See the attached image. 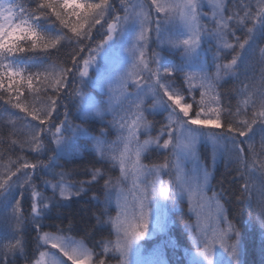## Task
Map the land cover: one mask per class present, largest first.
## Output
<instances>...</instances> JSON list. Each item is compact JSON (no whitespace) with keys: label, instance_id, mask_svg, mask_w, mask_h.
<instances>
[{"label":"snow or ice","instance_id":"6c2138e0","mask_svg":"<svg viewBox=\"0 0 264 264\" xmlns=\"http://www.w3.org/2000/svg\"><path fill=\"white\" fill-rule=\"evenodd\" d=\"M28 2L35 3V8L17 0H0V67L7 69L0 72V88L5 75L10 78V91L13 84L26 83L29 89H33V78L40 82L41 89H33L36 93L33 101L39 99L41 90L46 96V99L39 100V107L26 106L19 96L16 103L11 100L9 103L25 114L22 119L28 131L27 139L20 144L21 150L27 145V151L38 156L48 152L54 155L48 157L47 163L41 159L29 162L21 157L18 162H10L15 164V171L9 167L7 179H0V219L9 222L11 228L8 234L0 237V264H9V260L14 262L17 255H26L22 199H30L32 223L39 232L41 221L47 218L50 207H61L63 201L80 196L85 191L84 184L101 179L104 181V200L97 202L105 209L103 215L113 203L119 209L115 217L109 216L106 221L115 230L116 239L102 241L100 252L94 253L82 241L59 234L62 230L43 232L37 237L42 242V245L37 244V251L46 245L56 251H39L34 264H68V261L72 264H106L109 257L116 258L118 264H166L156 253L148 258L142 257L139 249V241L150 235V224L153 231L162 230L164 200L175 206L185 194L189 199L195 194L205 202L215 203L217 221L226 222L221 197L216 193L211 198L206 195L209 172L200 157L201 144L211 145L213 160L218 155L231 156L243 181V198H249L252 180L257 172L260 174L259 217L264 224V69L259 81H253L248 75L249 59L256 53L258 42L264 40V0H233L231 14H226V0H119L122 16L110 0ZM205 3L211 8L210 15L202 11ZM153 9L155 17L152 16ZM205 16H208L211 28L201 22ZM13 20L19 22L13 23ZM56 21L59 30L47 27ZM96 25H106L104 38L90 49L87 59L81 57L82 67L76 64L75 55L72 68L48 62L49 48H56L62 42L70 46L74 38L77 43L91 39L90 30ZM84 28L89 31H82ZM63 29H68L74 36ZM237 32L242 33L243 39ZM204 38L210 43L215 42L214 59L219 62L215 64L214 74H209L203 67ZM21 42L27 43L28 47L22 46ZM150 43H155L158 48L178 51L182 56L181 63H170L159 52L149 54ZM38 50L43 56L38 63L20 67L24 62L18 53H37ZM101 55L105 60L103 67L98 66L96 59ZM228 56L231 58L226 60ZM259 58L264 65V48L259 49ZM4 61L9 64L5 65ZM193 65H199L201 72H189L188 68ZM29 68L36 71L25 78L21 73ZM90 71L92 75H89ZM17 76L20 77L18 81ZM69 77L72 80L78 77L80 84L71 92L68 91L71 87ZM176 77L186 88L178 90ZM227 78L235 79L241 85L237 94L243 98L235 111L231 106L224 107L218 90L221 81ZM194 81L198 83L194 84ZM130 85L135 89L133 92L128 91ZM88 87H106L107 102L97 104L84 91ZM48 89L52 90L51 95H48ZM197 91L199 100L194 95ZM185 92L191 98L190 102L186 100ZM61 94L78 98L77 114L81 118L103 120L105 115H111L108 126L117 131V139L108 141L104 130L99 136L90 135L86 129L69 121L67 111L60 120L57 107ZM149 96L152 103L145 106V98ZM157 111L167 113L166 122L159 129H155L145 114L153 115ZM33 121L39 123L33 124ZM46 124L47 128L42 127ZM210 126L223 131L208 130ZM153 131L157 133L155 136ZM142 134L146 136L144 140L140 139ZM257 135L260 137L259 151L255 146ZM79 136H87L92 141L99 160L118 168L119 177L113 179L101 169H95L91 181H83L77 186L66 181L67 174L63 171L55 172L57 167H62L59 160L70 155L67 145L72 144L74 151H79V147H75V138ZM240 137L248 138L245 141L248 157L240 146ZM45 141L49 145L54 143L55 148L48 147ZM16 143L12 141V144ZM155 151H167L176 158L174 174L167 182L161 178V173L166 169L172 171L168 159L151 166L143 163L146 154ZM181 159L191 161L194 183L183 171ZM37 170L54 178L59 176L55 183L43 181L52 189V197L38 190L33 178ZM17 173H21L23 179L17 177L9 183ZM129 179L133 189L139 192L134 206L129 204L123 186ZM57 196L62 199L57 200ZM191 241L198 251L191 254L189 264H242L239 233L230 222L226 228L214 229L211 236L201 231L199 235L191 236ZM217 244L222 251L217 250Z\"/></svg>","mask_w":264,"mask_h":264},{"label":"trees","instance_id":"16d2710c","mask_svg":"<svg viewBox=\"0 0 264 264\" xmlns=\"http://www.w3.org/2000/svg\"><path fill=\"white\" fill-rule=\"evenodd\" d=\"M17 2L24 3L26 6L35 8V3H29L28 0H17ZM110 2L116 4L117 11L120 15L123 12L120 9L119 0H110ZM233 0H226V14H231ZM153 17H155L152 14ZM72 22H75V17H72ZM50 20L54 21L55 17H50ZM59 22L49 23L47 27L49 29L56 31L58 29ZM103 24V22H102ZM63 31L69 35H73L68 29H63ZM82 31H89L88 28H84ZM106 31V25H96L95 28L90 30L91 39H84L82 42L77 43L74 38L71 45L68 46L64 42L61 45H57L56 48H49L48 53L50 55L47 57L49 63L56 64L64 68H72V57L75 55V62L77 65L82 67V59H87L89 57L90 49H94L103 38ZM238 35H243L237 32ZM155 37L153 36V40ZM22 46L28 47L27 43L21 42ZM82 48L83 51H77V49ZM264 48V40L258 42L256 53L249 59L248 75L253 81H259L261 76V71L264 69V65L260 63L259 49ZM212 50H215L212 48ZM157 52V46L155 43H150L149 54L151 52ZM23 60L24 67L30 64H36L40 59L43 58L37 53L25 52L18 53ZM172 59L177 61V55L173 57L169 55ZM231 57H226L230 59ZM226 62V61H225ZM4 63H9L4 61ZM154 67V65H152ZM36 71L35 68H29L28 70L21 73L25 78L30 72ZM0 72H2L0 67ZM89 75H92L90 71ZM9 76L5 75L3 77V87L0 88V179H7L8 168L11 167L15 171V164L10 162H18L19 158H26L29 162H35L37 159L44 160L47 163L48 157L54 155L52 152H48L46 155H37L34 152L27 151V145L22 151L20 144L27 139V127L25 121L22 119L25 114L19 109L11 107L9 100L12 103L17 102V97L19 100L25 102L26 106L39 107V100L46 99L44 92L41 90L39 92V99L33 101V96L36 93L33 89H41V84L35 78H33V89H29L26 83L23 84H13L11 91L9 90ZM18 81L19 76L15 77ZM44 79L43 76L40 78ZM71 80V87L68 89L69 92L73 88H79L78 77L76 80ZM176 84L178 85V90L186 88L182 80L179 77L175 78ZM247 82V81H246ZM241 85L232 78H227L226 81H221V87H219V92L221 93V102L224 107H229L235 111L239 101L243 98L237 94V89ZM84 91L87 94H92L96 99H101L102 95L93 87L85 88ZM52 94V90L48 89V95ZM187 101L190 102L188 93H184ZM79 104L78 98L75 97H65L61 94V99L58 101L57 113H59V119H64V112L67 111L68 119L73 125H79L86 129L87 132L92 136H99L101 130L107 133L106 137H111L112 128L108 126L107 121L104 119H88L81 118L77 114V105ZM64 105L67 106L65 109ZM250 115V113H249ZM148 120L152 121L155 129L166 122L167 113L158 111L153 115H147ZM56 113L53 114V119L55 120ZM244 118V117H240ZM31 120V117H28ZM59 123V121H56ZM33 124H38V121H33ZM42 127L47 128L48 125H42ZM223 131L222 128L216 129V132ZM156 131L152 132L155 136ZM65 135H70L66 133ZM247 137H240V146L244 149L245 157L249 156ZM12 141H17L14 145ZM76 145L79 147V151L72 154L70 157H65L59 160V164L62 167H57L55 169L56 173L63 171L67 175L65 179L67 182L80 185L83 181H91L92 173L95 169H101L106 173L107 176H111L113 179L119 177L120 172L118 168H112L110 164L102 162L99 160L95 151L92 148V141L86 137H76ZM260 137L259 135L255 138V146L257 151H259ZM48 147L55 148V144H48ZM199 153L203 164L208 170L212 172V178L210 182V189L212 192L217 193L221 197V201L224 206V212L227 220L234 225L239 233L240 241L242 245V264H264V224L261 223L259 212L260 206L259 202L261 199V189H260V174L257 172L252 180V187L248 194L249 198H243L242 194V183L240 179L237 165L233 163L232 158L229 154L219 156L218 160L215 161L212 158V147L209 144H202L199 147ZM168 159L170 161V172L166 169L164 173L165 182L170 179V176L174 174V166L176 164V158L171 157L167 151L160 152H150L146 154L143 163L145 165L151 166L153 164H161ZM31 171V170H28ZM39 178H36V177ZM17 177L23 179L21 173H17L13 176L9 183L17 180ZM35 183L38 190L43 192L48 197H52L53 193L49 187L43 184L44 180L52 181L55 183L59 176L55 178L47 173L40 172L34 174ZM103 179L95 183H86L83 185L85 191L78 197H73L70 200L62 202V206L59 208H51L46 219L41 221V228L39 232L35 230L31 219V201L30 199L21 200V208L23 210L24 225H23V236L27 242L26 255H17L14 262L10 259L9 264H31L38 257L39 251H37V244L39 241L37 237L43 232L56 233L57 230H62L59 234L70 236L73 239L82 241L94 253H99L101 249V242L116 239L115 232L105 223H100L99 221L106 222L108 215L114 213L112 209H107V214L102 204L97 201L104 200L103 194ZM26 187V186H25ZM175 188V185H173ZM27 197V193H25ZM19 198V197H17ZM57 200L62 198L56 197ZM165 211H166V221L164 230L157 234L155 239L144 243V250L148 252L155 244H160L164 248V253L166 257L167 264H189L184 251L192 246L190 235L187 231V225L191 222L190 211L187 203L181 199L175 206L171 201L165 200ZM11 231L9 222L0 219V237L5 236ZM6 242V241H5ZM115 259L109 257L106 262H113Z\"/></svg>","mask_w":264,"mask_h":264},{"label":"rangeland","instance_id":"374dc122","mask_svg":"<svg viewBox=\"0 0 264 264\" xmlns=\"http://www.w3.org/2000/svg\"><path fill=\"white\" fill-rule=\"evenodd\" d=\"M202 11L204 13L208 14V15L211 14V8L208 6L207 3L204 4ZM152 14L154 16H156V13H155L154 9L152 10ZM163 15H164L163 13L160 14L161 17H163ZM18 22H19L18 20H13V23H18ZM201 22L203 24H205L209 28L212 27L211 23L209 22L208 16L203 17ZM214 43H215L214 41L210 43L207 38L202 39V48L204 49V53H203L204 65H203V67L207 70V72L209 74H214L215 73V71H216L215 64L219 62V61H216L214 59L215 50H212V48L215 49ZM157 52H159L161 54V56H163L170 63L179 64L182 61V56H181V54L178 51L169 50L167 47H164V48H158L157 47ZM169 55H172L173 57H175V55H177V61L172 59ZM96 59H97L98 66H101V67L105 66V60L103 58V55L97 57ZM4 64L8 65L9 63H4ZM1 70H2V72H6L7 71V69L5 67H1ZM13 70L14 71L17 70L15 66L13 67ZM188 71L191 72V73H200L201 72V67L199 65H193L192 67L188 68ZM145 78H147V77H145ZM195 83H198V82L194 81V84ZM93 88H95L102 95L101 99H96L92 94H90L91 97L93 98V100L96 101L97 104H101L103 102H107V100H108V90H107V88L106 87H93ZM134 90H135L134 87L130 85L129 88H128V91L129 92H133ZM194 95H195L197 100L200 99L199 91L195 92ZM151 103H152V100H151L150 96L145 98V106H148ZM194 108H195V105H194ZM145 114L148 115V113H145ZM88 119H100V118H98V117H88ZM104 120L107 121V123H108V121L112 120V116L111 115H105ZM216 129H218V128H212L210 126L208 130L216 132ZM112 135L113 136H111V137H105V138L108 141H114V140L117 139V131L114 128H112ZM83 137L88 138L87 136H83ZM145 138H146V136L143 135V134L140 136L141 140H144ZM201 145H199V147ZM75 147H77L76 141H75ZM67 150L70 153V155H68L66 157H70L72 154H75L74 146L72 144L67 145ZM218 158H219V155L216 157L215 161H217ZM181 165H182L183 171L187 174V178L190 181H193V183H194V175L195 174L192 172V163H191V161L181 159ZM165 171L166 170H164V172L161 173V178L164 181H165V179H164ZM174 171H175V166H174ZM208 172H209V181H208V187H207L206 195H207V197L211 198V197H213V194L215 192H212L211 189H210V182H211V178H212V172L210 170H208ZM123 186H124V189H125V193H126V195L128 197L129 204L134 206L135 203H136V199L135 198L139 195L138 190L133 189L130 179H129V181L125 182ZM49 189L52 190L50 187H49ZM182 199L187 203V205L189 207V211H190L191 222L187 225V231H188V233L190 235V238L193 235H199L201 231H205V232H207L209 234V236H211V233H212V231L214 229H216V228L223 229V228L227 227V222H229L227 220V218H226V222H218L217 221V208H216L215 203H213L212 201L205 202V201L201 200L195 194H193L191 199H189V196L187 194H185ZM220 202H221V205H222L223 210H224L223 203H222V201H220ZM163 203H164V208L162 210V216H161L162 230L153 231V225L150 224L149 225L150 235L148 237H145V238H143L142 240L139 241V249H140V255L142 257L148 258L153 253H156L158 255V258L162 259L167 264L165 253H164V248H163L162 245L155 244L148 252H145V250H144V243L155 239L156 235L161 233L164 230L165 221H166L165 200L163 201ZM108 209H112L114 211V213L108 215V217L109 216L115 217L117 215L118 211H119V209L116 207L115 203H113V205L111 207H109ZM223 214L225 216V212H223ZM108 217L106 218V221L108 220ZM105 224L108 225L106 222H105ZM112 230L115 232L114 229H112ZM239 239H240V236H239ZM39 243L42 245V242L39 241ZM216 247H217L218 251H222L221 249H219V245L218 244L216 245ZM40 251H56V250L51 249L50 245H46V246H41ZM196 251H198V249L193 244H192V246L190 248H188V249H186L184 251L188 263L191 260V254L196 252ZM240 251H241V259H242V245H241V241H240ZM224 255H225V258H228L227 253H225ZM38 258H39V254H38V257L36 259H38ZM64 259L67 260L66 257ZM113 259H115V261L108 262V263L106 262V264H118V260L116 258H113ZM31 264H34V261ZM68 264H72V261H68Z\"/></svg>","mask_w":264,"mask_h":264}]
</instances>
